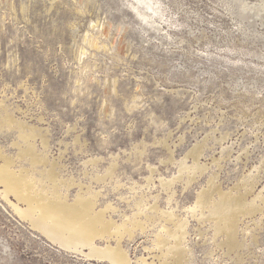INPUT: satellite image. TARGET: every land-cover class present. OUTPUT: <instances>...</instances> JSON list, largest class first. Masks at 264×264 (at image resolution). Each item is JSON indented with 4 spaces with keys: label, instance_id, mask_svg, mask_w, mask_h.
Listing matches in <instances>:
<instances>
[{
    "label": "rangeland",
    "instance_id": "rangeland-1",
    "mask_svg": "<svg viewBox=\"0 0 264 264\" xmlns=\"http://www.w3.org/2000/svg\"><path fill=\"white\" fill-rule=\"evenodd\" d=\"M137 1L0 0V264H264V0Z\"/></svg>",
    "mask_w": 264,
    "mask_h": 264
},
{
    "label": "bare ground",
    "instance_id": "bare-ground-1",
    "mask_svg": "<svg viewBox=\"0 0 264 264\" xmlns=\"http://www.w3.org/2000/svg\"><path fill=\"white\" fill-rule=\"evenodd\" d=\"M140 0H138V3ZM145 1V0H144ZM150 1V0H149ZM143 2V1H142ZM145 3V2H144ZM149 4V3H148ZM148 4H146L148 6ZM150 7V6H149ZM90 47L97 48L98 47V38L93 35H88L85 38V41ZM100 45V44H99ZM13 178L7 174V172L0 169V185L5 188L6 196L9 205L21 216L26 214L25 211H22L18 208L17 205L13 204L10 200H8L7 195L13 193L17 198L18 202L27 203L18 192V184H12L11 180ZM27 206L29 204L27 203ZM236 213L237 208L233 212L232 203L225 200L223 203L217 207H215L214 214L218 217V220L221 222H225L227 224L226 231L233 237L234 228L236 223ZM84 212H76L74 214L63 213L57 211L54 208H50L45 212V218L51 220L55 225L54 227H49L46 222L42 221L37 224V227L43 230V232L49 236L53 240H60L65 244L71 243H80L84 246H91L92 244L89 241V232L93 229V225L91 223L84 222L83 215ZM232 216V217H231ZM224 217V219H222ZM232 243V242H231ZM79 244V245H80ZM82 245V246H83ZM235 245V244H234ZM107 258L112 259L115 264H129L125 257L122 255L120 251L117 249H108L102 252ZM100 254V253H99Z\"/></svg>",
    "mask_w": 264,
    "mask_h": 264
}]
</instances>
